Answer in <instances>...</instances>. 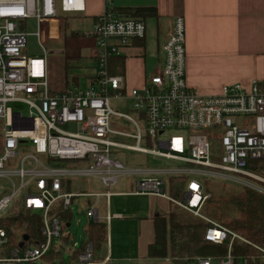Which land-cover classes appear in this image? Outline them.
Masks as SVG:
<instances>
[{
    "label": "built area",
    "instance_id": "obj_1",
    "mask_svg": "<svg viewBox=\"0 0 264 264\" xmlns=\"http://www.w3.org/2000/svg\"><path fill=\"white\" fill-rule=\"evenodd\" d=\"M115 7L113 0H105L103 14L93 19L88 32L97 45L95 85L53 93L47 63L52 49L42 41L43 30L56 26L51 47L58 48L66 17L85 13L86 0H0V181L5 183L0 186V218L22 199L26 210L42 215L45 239L39 247L11 250L8 257H0V264H40L61 242L63 225L53 213L58 203L72 210L75 199H89L86 215L99 222V203L104 199L105 220L110 223V199L127 177L136 179V190L128 195L169 199L210 224L206 242L228 247L222 259L198 258L196 264H234V242L247 240L200 214L209 198L202 176L264 196V81H254L248 89L234 84L216 95L199 94L187 81L185 20L177 16L161 44L153 76L142 89L127 90L124 76L111 75V61L146 37V23L117 15ZM29 22L37 28L42 57L24 53ZM125 101L128 113L113 108L114 102ZM114 119L130 124L134 132L120 128ZM67 127L72 131H66ZM26 149L32 154L17 169L8 168ZM118 150L173 161L175 166L129 167ZM75 178L94 179L103 190L72 192ZM166 178L187 180L181 200L169 195ZM8 189L10 193L4 195ZM7 244V232L0 229V251ZM78 247L74 243L71 249ZM258 251L264 260V249ZM109 262V257L95 261L92 243L78 259V264Z\"/></svg>",
    "mask_w": 264,
    "mask_h": 264
},
{
    "label": "crops",
    "instance_id": "obj_2",
    "mask_svg": "<svg viewBox=\"0 0 264 264\" xmlns=\"http://www.w3.org/2000/svg\"><path fill=\"white\" fill-rule=\"evenodd\" d=\"M150 6L156 7L158 11V18L154 19L156 21V66L152 72H149L145 66L149 41L146 22V37L143 39L145 41L134 43L132 47L126 49L129 51L128 53L126 50V52L124 51L125 71L122 76L125 78L127 90L142 89L153 76L161 57V44L167 37L173 19L177 16H182L185 20L187 81L189 86L199 94L216 95L224 86L234 84L248 89L254 81H264V0H152L148 5L116 7ZM93 8L94 6H91V9ZM102 10L100 14L91 16L92 24L96 16L103 14L105 0H103ZM66 25L67 22L63 27V33L58 35L56 46L59 47H56V51L59 53L65 52L67 48ZM94 55L92 56L93 60ZM65 60L63 65L64 87L58 85L56 88L59 90L53 89V93L61 92L72 86L80 88L78 78L69 80ZM49 74L50 67L48 66V77ZM93 76L94 74L88 79V88L91 86ZM98 188L99 192L103 190L100 185ZM135 190L136 179L134 182L122 180L113 193L116 194L115 197L126 199L145 198V203L133 201V204L128 205V215L123 212L111 215L110 210L109 213L112 217L110 223L115 219L121 220L122 223L134 222L136 224L141 255L140 257L126 258L115 254L114 248L108 246L109 250H106L105 254V258H110L108 264L149 260L147 258L148 247L155 238L154 219L159 215L168 216L172 205H175L163 197L127 194L133 193ZM78 208L80 207L78 206ZM102 208H100L99 222H104L108 230L110 223L105 220L104 203ZM72 223L73 220L67 229L72 227Z\"/></svg>",
    "mask_w": 264,
    "mask_h": 264
},
{
    "label": "trees",
    "instance_id": "obj_3",
    "mask_svg": "<svg viewBox=\"0 0 264 264\" xmlns=\"http://www.w3.org/2000/svg\"><path fill=\"white\" fill-rule=\"evenodd\" d=\"M117 15L146 23L158 18L156 7H115ZM67 22V21H66ZM68 38V25H66ZM144 42L145 40H138ZM136 41V42H138ZM135 42V43H136ZM71 58H66V70L70 68ZM125 57H116L111 61V75H124ZM91 86H94L92 77ZM184 178L168 180L169 195L179 200L186 188ZM230 187V188H229ZM220 191H213L205 183V192L209 198L205 201L200 214L237 233L247 243L235 241L232 246L234 264H264L258 248L264 249V196L232 184L220 185ZM57 213L63 230L73 220L72 210H64L62 203L53 210ZM43 217L24 208L22 199L16 201L4 217L0 218V229L7 232L8 244L0 251V257L6 258L11 250L20 248L25 237L23 250L27 247H39L45 239L42 234ZM210 224L202 218L172 205L168 216L159 215L154 219V242L149 245L147 258L152 261L171 264H196L198 258L220 260L228 253V247L205 241ZM89 243L93 244L94 258L97 262L105 259L108 245L107 225L104 222H91L85 230L84 239L79 247L72 250L74 242L71 236L64 235L58 245L45 255L41 264H78L79 256L85 252ZM68 250H72L70 253ZM65 255L68 263H65Z\"/></svg>",
    "mask_w": 264,
    "mask_h": 264
},
{
    "label": "rangeland",
    "instance_id": "obj_4",
    "mask_svg": "<svg viewBox=\"0 0 264 264\" xmlns=\"http://www.w3.org/2000/svg\"><path fill=\"white\" fill-rule=\"evenodd\" d=\"M152 0H113L115 6H139V5H148ZM91 6H94L91 9ZM103 0H86V12L79 15H69L66 17L68 25V39H67V48L65 52L56 51L57 48H52L53 45V33L56 31V26L45 27L43 30L42 41L49 51L47 54V63L50 67L49 74V84L51 91L59 90L56 87L58 85L64 87L65 74H64V60L66 58H71L69 62L70 68L68 69V78L71 81L73 78H78L80 81V88H88V79L95 73V63L92 59V56L96 52L97 45L93 38L87 36L88 32L92 29V18L93 14H100L103 10ZM148 27V43H147V59L146 67L149 72H152L153 68L156 66L157 57L156 54V21L150 19L147 21ZM27 48L25 54L28 57L36 58L42 57L43 51L37 37V28L34 22L28 23L27 29ZM127 53L129 52L126 50ZM125 51V52H126ZM150 76V75H149ZM113 108L120 113H128L130 106L128 102H114ZM20 110L26 112L25 107L20 106ZM113 122L119 125L120 128H123L129 132H134L132 126L125 121L114 119ZM66 131H72L70 127L65 128ZM176 134V133H173ZM120 143H126L129 145H134L135 142L130 139L116 138ZM154 148V146L152 147ZM121 160L128 165L129 167L134 168H149V169H169L175 166V162L167 161L164 159H157L149 155H144L135 152H129L125 150L116 151ZM32 154L31 149H26L24 152H20L19 157L7 164L8 168L17 169L19 167L20 161L27 155ZM228 175V174H226ZM122 180H127L129 182H134V178L127 177ZM121 180V181H122ZM167 183L168 180L167 179ZM202 181L209 184V188L213 191H220V185L228 184L226 181H222L213 177L202 176ZM72 183V192H81V193H93L99 190V184L94 179H85V178H75L71 180ZM0 186H5L3 181H0ZM230 188V187H229ZM169 189V188H168ZM185 190V189H184ZM10 189L4 195L10 193ZM184 193V192H183ZM3 195H0L2 198ZM182 199V196L179 200ZM133 201L137 203H145V198H121V197H112L110 199V213L114 215L116 212H123V214L128 215L127 208L128 205L133 204ZM89 199L78 198L74 200L75 206H73V223L72 227L64 231L65 235L71 236V239L74 243L80 244L84 239L85 230L88 227L90 220L86 215L88 209ZM105 205L104 199L100 204V208ZM136 203V204H137ZM58 203L57 205H59ZM78 204V205H77ZM55 205L54 209L57 208ZM78 206L80 208H78ZM131 208V207H130ZM104 211V208H102ZM108 246L114 248L115 254L124 256L126 258L140 257L141 251L139 247V238H138V228L134 222H125L122 223L121 220H113L108 226ZM110 243V245H109ZM167 260L166 262L160 261H137V262H122L114 264H171ZM65 263H68V256L65 255ZM60 264V262H58ZM113 264V263H112Z\"/></svg>",
    "mask_w": 264,
    "mask_h": 264
},
{
    "label": "water",
    "instance_id": "obj_5",
    "mask_svg": "<svg viewBox=\"0 0 264 264\" xmlns=\"http://www.w3.org/2000/svg\"><path fill=\"white\" fill-rule=\"evenodd\" d=\"M28 240V237H25V239H24V241H23V243L20 245V248H23L24 247V245H25V242Z\"/></svg>",
    "mask_w": 264,
    "mask_h": 264
}]
</instances>
